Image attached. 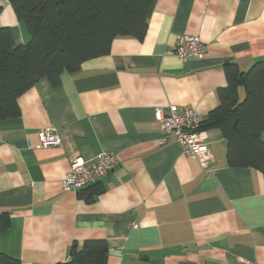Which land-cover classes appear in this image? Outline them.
I'll return each instance as SVG.
<instances>
[{
    "label": "crops",
    "instance_id": "1",
    "mask_svg": "<svg viewBox=\"0 0 264 264\" xmlns=\"http://www.w3.org/2000/svg\"><path fill=\"white\" fill-rule=\"evenodd\" d=\"M0 8V28L25 44L9 0ZM182 36L200 39L201 60L172 54ZM263 59L264 0H153L142 39L116 37L108 55L63 74L58 88L38 80L18 98L20 116L0 122V216L10 222L0 254L58 264L74 242L99 239L106 264H264V176L229 167L218 130L203 131L206 170L175 142H157L159 111L191 109L203 121L226 87L225 65L247 72ZM44 129L59 147L32 148ZM102 152L117 157L102 194L87 203L62 191L75 157ZM208 178L214 185L203 190Z\"/></svg>",
    "mask_w": 264,
    "mask_h": 264
},
{
    "label": "trees",
    "instance_id": "2",
    "mask_svg": "<svg viewBox=\"0 0 264 264\" xmlns=\"http://www.w3.org/2000/svg\"><path fill=\"white\" fill-rule=\"evenodd\" d=\"M152 1L9 0L29 40L15 46L10 30L0 28V122L20 116L18 98L38 80L45 79L51 88H58L63 74H73L84 62L108 55L116 37L142 39ZM224 72L227 84L217 91L219 104L202 121L199 131L220 132L227 144L229 167L251 168L264 176V59L247 72L227 63ZM104 191L99 181L78 195L90 203ZM9 223L2 214L0 234ZM108 253L105 240L74 242L68 259L58 264H106ZM0 264L20 261L0 254Z\"/></svg>",
    "mask_w": 264,
    "mask_h": 264
},
{
    "label": "built area",
    "instance_id": "3",
    "mask_svg": "<svg viewBox=\"0 0 264 264\" xmlns=\"http://www.w3.org/2000/svg\"><path fill=\"white\" fill-rule=\"evenodd\" d=\"M204 45L198 37L182 36L176 41L172 54L181 62L201 60L204 56ZM159 124L162 131L158 144L165 145L171 141L180 146L182 153L196 160L202 170H206L212 161L209 145L205 142L200 116L191 109L168 106L165 112L159 111ZM58 136L53 130L44 129L39 133V142L35 150L59 147ZM117 164V157L110 152H102L90 161L75 157L69 171L60 181L64 192H79L108 176Z\"/></svg>",
    "mask_w": 264,
    "mask_h": 264
},
{
    "label": "water",
    "instance_id": "4",
    "mask_svg": "<svg viewBox=\"0 0 264 264\" xmlns=\"http://www.w3.org/2000/svg\"><path fill=\"white\" fill-rule=\"evenodd\" d=\"M226 142H222V146H224V147H226ZM210 183H214V179L213 178H208V179H206L205 181H204V183H203V186H202V189L203 190H205V186L207 185H209ZM214 185V184H213Z\"/></svg>",
    "mask_w": 264,
    "mask_h": 264
},
{
    "label": "rangeland",
    "instance_id": "5",
    "mask_svg": "<svg viewBox=\"0 0 264 264\" xmlns=\"http://www.w3.org/2000/svg\"><path fill=\"white\" fill-rule=\"evenodd\" d=\"M240 97H241V98L243 97V92H242V91H240Z\"/></svg>",
    "mask_w": 264,
    "mask_h": 264
}]
</instances>
